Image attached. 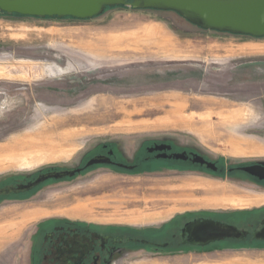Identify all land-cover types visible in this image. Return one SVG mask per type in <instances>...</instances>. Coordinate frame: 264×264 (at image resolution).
Segmentation results:
<instances>
[{"label":"rangeland","instance_id":"rangeland-1","mask_svg":"<svg viewBox=\"0 0 264 264\" xmlns=\"http://www.w3.org/2000/svg\"><path fill=\"white\" fill-rule=\"evenodd\" d=\"M174 12L126 6L85 20L0 15V175L75 167L105 141L129 160L147 139L193 145L227 162L264 160V37L185 28ZM26 201V208L0 207V227H15L0 237L3 264L22 256L28 234L50 216L144 229L197 210L251 208L264 193L196 172L101 167ZM250 251L134 264H264V249Z\"/></svg>","mask_w":264,"mask_h":264},{"label":"flooded vegetation","instance_id":"flooded-vegetation-1","mask_svg":"<svg viewBox=\"0 0 264 264\" xmlns=\"http://www.w3.org/2000/svg\"><path fill=\"white\" fill-rule=\"evenodd\" d=\"M181 154L183 156L177 157ZM86 155L81 164L75 167H53L24 175H0V207L16 205L26 208V200L35 197L40 188L52 182L67 181L101 167L116 173H144L155 176L196 172L264 193V179L243 168L253 164L263 165L264 160L227 162L220 156L212 158L196 146H181L168 139L144 140L129 155L130 160L126 152L113 141L99 143ZM98 155L107 156L110 160L86 165L91 158ZM198 155L215 163L216 168L208 166L207 162L195 161ZM78 167L82 169L74 175L51 177L30 189H16L33 182L41 173ZM253 206L197 210L144 229L103 227L50 216L42 219L32 233L28 234L22 256L17 260L15 255L11 256L9 264H134L150 259L200 257L219 248L227 256L252 253L251 249H264V238L258 235L264 228V203ZM207 221L218 223L220 237L208 239L209 235L216 232L212 227L203 224ZM219 225H225L226 228L220 230ZM0 264H3L1 260Z\"/></svg>","mask_w":264,"mask_h":264},{"label":"water","instance_id":"water-1","mask_svg":"<svg viewBox=\"0 0 264 264\" xmlns=\"http://www.w3.org/2000/svg\"><path fill=\"white\" fill-rule=\"evenodd\" d=\"M126 5L135 9L172 10L189 22L204 28L238 35L264 37V0H0V10L7 13H20L36 17L64 18L72 16L78 19H91L103 14L107 7ZM177 155V157H181ZM107 156L98 155L91 158L86 165L109 161ZM195 161L207 162L216 168L215 163L208 162L201 155ZM264 163V162H263ZM262 164V163H261ZM243 167L249 173L264 179V164ZM82 168H64L41 173L33 182L18 186V190L30 189L40 182L54 177L61 178L74 175ZM212 227L218 236V223H203ZM220 230H224L225 225ZM233 229L237 230L235 227ZM233 235V234H226ZM238 235V234H236ZM264 238V228L258 234Z\"/></svg>","mask_w":264,"mask_h":264},{"label":"trees","instance_id":"trees-1","mask_svg":"<svg viewBox=\"0 0 264 264\" xmlns=\"http://www.w3.org/2000/svg\"><path fill=\"white\" fill-rule=\"evenodd\" d=\"M117 7H126V5H120V6H113V7H107L106 10L110 9V8H117ZM133 9V8H132ZM135 9V8H134ZM105 10V11H106ZM104 11V12H105ZM103 12V13H104ZM0 15L1 16H4V17H7V16H23V17H28V15H23V14H20V13H7V12H3L0 10ZM36 17V16H35ZM97 17V16H96ZM45 18H59L57 16H54V17H45ZM64 18H72V19H77L79 20L78 18H75V17H72V16H67V17H64ZM64 18H61V19H64ZM94 18V17H93ZM80 20H85V19H80Z\"/></svg>","mask_w":264,"mask_h":264},{"label":"crops","instance_id":"crops-1","mask_svg":"<svg viewBox=\"0 0 264 264\" xmlns=\"http://www.w3.org/2000/svg\"><path fill=\"white\" fill-rule=\"evenodd\" d=\"M174 14L177 16V18L179 19V22L186 28V26H188V28L192 27V28H199V29H204L201 28L191 22H189L188 20H186L184 17L180 16L178 13L174 12ZM231 35H238V34H232Z\"/></svg>","mask_w":264,"mask_h":264},{"label":"bare ground","instance_id":"bare-ground-1","mask_svg":"<svg viewBox=\"0 0 264 264\" xmlns=\"http://www.w3.org/2000/svg\"><path fill=\"white\" fill-rule=\"evenodd\" d=\"M12 227H13V225L6 226V227L5 226L4 227H0V237H2V239L9 238V236L11 234L10 232L14 233V230H15V227L14 228H12ZM5 231H7V233Z\"/></svg>","mask_w":264,"mask_h":264}]
</instances>
